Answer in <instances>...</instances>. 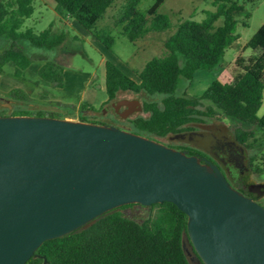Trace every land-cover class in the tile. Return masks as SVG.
I'll return each instance as SVG.
<instances>
[{
    "label": "trees",
    "instance_id": "1",
    "mask_svg": "<svg viewBox=\"0 0 264 264\" xmlns=\"http://www.w3.org/2000/svg\"><path fill=\"white\" fill-rule=\"evenodd\" d=\"M53 1L64 15L75 20L112 52L111 36L105 30H98L96 25L118 0ZM214 1L219 3L218 10L209 13L205 20H186L177 25L162 54L145 64L137 74V81L113 63H105L107 102L103 107L113 104L119 92L162 96L158 100L142 101L143 115L124 120L115 118L108 125L120 128L118 125L122 124L132 133L162 139L191 130V124L227 119L238 144L249 149L256 146L264 148V115L257 117L264 90V23L243 47V51L249 50L250 55L238 56L234 60L228 82L214 80L198 98L186 93L176 95L180 79L191 82L196 71H212L221 67L226 49L238 39L234 16L242 8L231 0ZM139 2L125 0L114 21V28L131 43L149 32H161L170 27L169 18L157 13L165 0H154L144 10L138 8ZM33 12L34 0H0V74L7 63L24 70L39 59L42 62L39 78L54 88H62V63L72 55V51L63 49L66 35L52 27L40 32L23 28L25 20ZM221 16L223 25L215 27V20ZM51 52L60 53L59 58L50 57ZM4 96L16 103L11 115L57 117L52 112L45 114L38 110L45 108L62 110L65 113L62 118H68L78 110V120L102 124L82 113L102 112L103 107L95 109L83 104L75 107L36 101L20 88ZM32 110L37 112L31 114ZM181 149L192 152L187 148ZM249 161L252 173H264V166L257 163L256 156H249ZM135 207L152 214L141 222L122 214L124 209ZM186 233L187 217L173 203L163 202L150 207L130 204L112 209L68 235L43 242L25 264H43L44 260L46 264H188L182 250Z\"/></svg>",
    "mask_w": 264,
    "mask_h": 264
},
{
    "label": "water",
    "instance_id": "2",
    "mask_svg": "<svg viewBox=\"0 0 264 264\" xmlns=\"http://www.w3.org/2000/svg\"><path fill=\"white\" fill-rule=\"evenodd\" d=\"M112 109L124 120L142 104ZM163 202L187 217L188 264H264V208L214 162L113 125L0 116V264H25L43 242L112 209Z\"/></svg>",
    "mask_w": 264,
    "mask_h": 264
},
{
    "label": "rangeland",
    "instance_id": "3",
    "mask_svg": "<svg viewBox=\"0 0 264 264\" xmlns=\"http://www.w3.org/2000/svg\"><path fill=\"white\" fill-rule=\"evenodd\" d=\"M231 1L236 2L238 6L242 8V11L234 16V19L237 22L235 29V33L238 35L237 41L232 43L226 49L222 59V65L217 70H198L194 73L191 82L180 79L176 95L186 93L191 97L198 98L214 80H219L222 83L228 82L234 60L238 56L248 57L250 55V51H243V47L256 29L264 23V0ZM153 2L154 0H140L138 8L144 10ZM124 4L125 0L116 1L112 8L107 10L104 17L98 21L96 28L98 30L107 31L112 38V52L107 51L108 59L113 61L126 74L133 77H137V74L143 69L148 61L155 57H159L162 54L165 43L180 22L186 20L201 22L206 19L209 13L216 12L219 7V3H216L214 0H165L157 13L169 18V29L161 32H149L143 38L131 43L119 33L117 28H114V21L117 19L118 13L122 10ZM61 14L64 15V12L56 6L53 0H34V12L30 18L25 20L23 28H31L34 32H40L48 27H52L53 29L59 27L65 32V34L77 35L72 29H70V27L63 26L60 23L61 20L58 15ZM223 21V16L217 18L214 22V26H222ZM77 37L79 38L77 42H67L63 47L65 50L72 51V55L66 58L67 62L66 59H64L63 63L65 64H62L63 70L67 71V90L65 93L73 92L77 85L87 82L89 79L101 83L104 72V66L101 63V54L86 39L79 35H77ZM51 54L52 52L49 55L51 56ZM70 75H73V77ZM63 86H65V83ZM52 88L55 89L54 87ZM0 93L4 96L8 92ZM161 98L162 96L160 95L149 97L143 92L139 94L132 92H119L116 95L115 101L137 99L142 102L147 100H158ZM12 108L8 110V113L12 111ZM38 110L45 114L52 112L57 116L56 118H62L65 115V113L59 109L47 110L45 108H39ZM76 111L78 110H75L74 112ZM36 112L37 110L30 111L31 114H35ZM138 115H143L142 111L135 112L129 117H136ZM263 115L264 90L262 93V104L257 112V117ZM86 116L95 118L102 124H111L112 119H118L112 109V104L105 105L102 112H89ZM220 125H222L219 131L221 135L227 134L229 135V138L232 139L233 137L231 135L229 120L225 119ZM118 126L127 130L122 124H119ZM189 126L192 128L193 132L186 130L175 135H169L165 138L155 140L166 146H185L202 152H207L209 149L213 148V142L209 136L210 134L208 131L204 130L201 124H191ZM239 151L243 160L245 159V156H256L257 163L264 166V148L257 146L253 149L239 147ZM242 164L246 166V163L243 162L240 165L243 166ZM257 179L261 178L258 177ZM122 214L129 219L141 222L148 218L152 212L143 210L140 207H135L124 209Z\"/></svg>",
    "mask_w": 264,
    "mask_h": 264
},
{
    "label": "crops",
    "instance_id": "4",
    "mask_svg": "<svg viewBox=\"0 0 264 264\" xmlns=\"http://www.w3.org/2000/svg\"><path fill=\"white\" fill-rule=\"evenodd\" d=\"M61 24L63 26H68L77 35L86 39L102 56L101 63L103 66L105 63L111 62L116 67H118L113 61L108 59L107 51L98 41H96L86 30H84L75 20L67 17L66 15H58ZM56 32H62L65 34L61 28L54 29ZM66 40L63 46L67 42H77L74 38L77 35L65 34ZM60 53L53 52L50 57L56 59L59 58ZM65 64V63H62ZM42 66V62L39 59H35L26 69L21 70L17 68L13 63H7L3 66V73L0 74V92L6 93L13 89L20 88L23 89L29 97L36 101L42 102H56L62 105H74L78 107L83 104L87 107H93L99 109L107 102V95L104 87V72L102 75L101 83L88 80L83 82L74 89L73 92H66V81H67V71L63 70V80L65 86L63 88L53 89L48 83L41 80L38 76V71ZM123 73H125L120 67H118ZM126 74V73H125ZM131 79L137 81V77L130 76L126 74ZM73 77V75H70ZM54 90V91H53ZM65 90V91H64ZM53 93V94H51ZM55 93V94H54ZM89 112L85 111L82 114L87 115ZM76 114V115H75ZM79 112H74L71 116L66 119L78 120ZM75 116V117H74Z\"/></svg>",
    "mask_w": 264,
    "mask_h": 264
},
{
    "label": "flooded vegetation",
    "instance_id": "5",
    "mask_svg": "<svg viewBox=\"0 0 264 264\" xmlns=\"http://www.w3.org/2000/svg\"><path fill=\"white\" fill-rule=\"evenodd\" d=\"M5 100L7 99L2 93H0V116L11 115V113L5 112V109H10L4 106ZM123 109L124 107H122L120 111ZM221 122L222 121L204 120L202 123H199L202 125L204 130L208 131L210 134L209 136L213 142L212 149H209L207 152H202L191 147L177 146L180 148L177 150L185 151L187 155H201L206 160L214 162L234 188L239 190L245 196L253 199L257 204L264 208V173H252V166L250 164L249 157L245 156L244 161L242 156L239 154V147H245L236 142L232 132V139H230L227 134L221 135L219 132L220 127H222V125H220ZM190 131L193 132L192 128ZM177 147L173 146V148ZM181 148L190 149L192 152ZM243 162L246 163V166L242 164L244 167L240 165ZM258 177L261 179H257ZM195 264H202V262L199 258H196Z\"/></svg>",
    "mask_w": 264,
    "mask_h": 264
}]
</instances>
